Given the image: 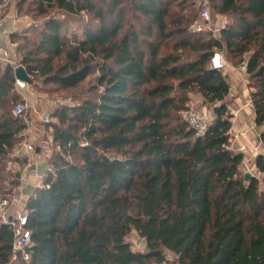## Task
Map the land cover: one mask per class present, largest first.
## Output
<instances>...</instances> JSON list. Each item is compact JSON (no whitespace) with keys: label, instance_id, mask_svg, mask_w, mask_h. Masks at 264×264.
I'll list each match as a JSON object with an SVG mask.
<instances>
[{"label":"trees","instance_id":"trees-1","mask_svg":"<svg viewBox=\"0 0 264 264\" xmlns=\"http://www.w3.org/2000/svg\"><path fill=\"white\" fill-rule=\"evenodd\" d=\"M187 1L29 2L34 16L83 12L97 26L79 37L48 18L30 28L34 36H19L30 79L85 87L77 103L52 114L53 141L79 157L55 152L25 200L30 260L12 261V234L0 224V264H161L166 253L173 264H264V155L254 160L261 178L245 181L244 157L229 145V84L210 68L216 50L244 64L255 124L264 126V0H208L227 19L218 37L193 30ZM14 83L12 68L2 67L0 180L25 129L11 113L20 100ZM191 94L217 108L201 137L180 115ZM132 231L144 252L131 250Z\"/></svg>","mask_w":264,"mask_h":264},{"label":"rangeland","instance_id":"rangeland-1","mask_svg":"<svg viewBox=\"0 0 264 264\" xmlns=\"http://www.w3.org/2000/svg\"><path fill=\"white\" fill-rule=\"evenodd\" d=\"M29 2H31V0H25L23 3H21L20 0H11L8 7L0 14V20L4 19L11 21L6 35V40L9 41L11 46H7L6 49H3L4 51L0 50V56L2 57V60H0V72L4 66L11 67L12 65H19L21 53H18L16 50L17 46H19L22 42L19 36H23L30 30V28L40 24L48 18H57L62 20L64 26L61 30L67 35L76 34L81 37L85 25L91 27V29H96L97 22L92 15L82 12L77 17H71L56 9H50L46 17L34 16L35 13L33 12V5ZM93 2H95L97 6L99 5L96 3L97 0H93ZM187 3H192L194 7L193 26H200L202 28L201 32L205 33L209 31L214 37H218L219 32H217L216 29L220 28V24H223L222 22L225 20L227 21V19L216 14L208 0L207 3L202 2V0H188ZM106 7H108V5ZM202 7L206 8L208 11L209 15L207 20L199 18V12ZM125 20V23L128 24L129 18L127 17ZM10 34H16L18 36L14 39L15 43L10 41ZM29 34L34 36L35 33L33 31H29ZM215 52L221 53L224 60L229 62L223 51L216 50ZM5 59L9 60L10 63L5 62ZM30 80L31 82L22 89L18 88L15 83L13 85L12 92L19 96L20 100L18 104H22L24 106L23 116L25 115V118L29 119V127H27L25 135L20 136L19 143L14 148L12 153L9 154L6 161L3 179L0 180V197L3 198L13 197L14 195H18L17 193H20V189L18 188L20 187L19 182L21 181H18L17 185H13V177L17 175L18 180H20L22 176V179L26 181L29 177L34 175L33 170L35 169L33 166L36 160H45L48 164V158H50L55 152H59V154L71 161H77V158L79 157V152L76 149L69 148L70 152L68 154H65L62 151L60 139L58 140L59 143L53 141V130L49 127V124L56 122L52 117L55 109L58 107L71 106L77 103L79 96H82L79 92L82 88L84 89L85 86L81 85L78 89L73 90H61L55 84L43 83V81H41L38 77ZM190 98L191 101L188 103V107L206 110L209 114V118H212L213 106L210 104H204L197 94H191ZM45 114H49L50 116V121L47 124L42 121V117ZM23 118L24 117H21L22 121ZM23 132L24 131H22L21 134ZM23 142L30 143L34 147L31 157H29L31 163H33L30 166L26 157L18 158V160L16 159L17 151H19L18 145ZM246 173H248V164L246 161H243L241 166V175L244 176ZM261 176L262 175L260 174L257 175L258 178H261ZM126 240L130 244L132 251H145V242L136 232L132 231L127 236ZM165 256L166 262L161 264H173L172 262L175 260L174 256L170 253H166Z\"/></svg>","mask_w":264,"mask_h":264},{"label":"built area","instance_id":"built-area-1","mask_svg":"<svg viewBox=\"0 0 264 264\" xmlns=\"http://www.w3.org/2000/svg\"><path fill=\"white\" fill-rule=\"evenodd\" d=\"M10 2L11 0H0V14L8 7ZM202 2L207 3V0H202ZM208 15L207 9L202 7L199 12V18L207 20ZM220 28L216 29L217 32H219ZM193 30L195 32H201L202 28L200 26H193ZM1 58L2 57L0 56V60H2ZM5 62L10 63V61L7 59H5ZM18 66L20 65H12V72H14ZM225 67L226 61L222 57L221 53L214 52L210 58V68L222 71ZM239 70L245 72L244 64L239 65ZM14 82L15 85L20 89L27 85V83L20 82L15 78ZM23 112L24 106L22 104L15 105L11 111L13 116L24 117L23 123L25 125V129L23 130L24 132L21 134V136L25 135L27 127H29V119L25 118V115L23 116ZM180 115L182 120L187 124L188 128L193 130L196 136L201 137L206 133L210 123L209 114L206 110L188 107L184 109ZM42 121L43 123L47 124L50 121L49 114L43 115ZM18 150L19 151H17L16 159L26 157L29 166L32 165L33 163H31L29 157H31V154L34 150L33 145L23 142L18 145ZM49 171H51V168L49 164H47L42 176ZM19 181L21 182H19L20 187L18 189H20V193H17L18 195L4 198L0 197V224L5 225L12 234V261L19 258L21 261L28 263L30 260L31 232L27 227L28 216L25 209L26 196H24L22 193L26 181L22 179V176Z\"/></svg>","mask_w":264,"mask_h":264},{"label":"crops","instance_id":"crops-1","mask_svg":"<svg viewBox=\"0 0 264 264\" xmlns=\"http://www.w3.org/2000/svg\"><path fill=\"white\" fill-rule=\"evenodd\" d=\"M222 23L220 27L226 24V20ZM10 24L11 21L0 20V50L6 49L9 45L11 46L9 41L6 40ZM222 74L229 84L226 103L227 110L231 116V128L229 131L230 148L243 155L244 161L248 164V173L253 177H257L259 172L256 169L254 160L257 155H264V143L261 140V135L264 134V126H257L255 124V114L249 97L245 72L240 71L239 66H234L226 61V67L222 70ZM46 166L45 160L38 159L34 162V175L26 180L23 187V194L26 196V199L31 195L35 187L41 186V176Z\"/></svg>","mask_w":264,"mask_h":264},{"label":"water","instance_id":"water-1","mask_svg":"<svg viewBox=\"0 0 264 264\" xmlns=\"http://www.w3.org/2000/svg\"><path fill=\"white\" fill-rule=\"evenodd\" d=\"M14 78L20 82H24L29 84L31 82L30 77L27 75L26 70L23 66H18L13 72ZM213 112H217V108L213 109ZM253 176L251 174L246 173L244 175V180L249 181Z\"/></svg>","mask_w":264,"mask_h":264}]
</instances>
